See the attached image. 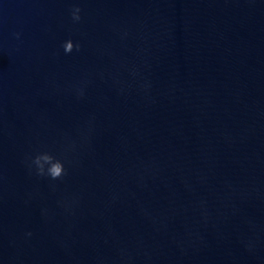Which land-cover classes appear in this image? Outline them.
<instances>
[{"label": "water", "instance_id": "obj_1", "mask_svg": "<svg viewBox=\"0 0 264 264\" xmlns=\"http://www.w3.org/2000/svg\"><path fill=\"white\" fill-rule=\"evenodd\" d=\"M0 264H264V0H0Z\"/></svg>", "mask_w": 264, "mask_h": 264}, {"label": "clouds", "instance_id": "obj_2", "mask_svg": "<svg viewBox=\"0 0 264 264\" xmlns=\"http://www.w3.org/2000/svg\"><path fill=\"white\" fill-rule=\"evenodd\" d=\"M71 21L75 24L82 19V7L80 3H73L70 8ZM17 38L21 36L20 32L14 34ZM123 35H127L124 32ZM61 48L64 53H71L74 49L79 50L81 48V43L75 40L73 37L61 41ZM131 74L133 76L137 75L135 68L131 69ZM143 89L147 90L151 87L150 82H143L140 85ZM73 90L78 97H82L85 93V82L80 85H74ZM86 138V135H85ZM75 148V143H71L65 146V151H71ZM29 172H34L38 176L48 177L51 180H56L63 177L66 174L65 160L53 152L48 150L38 151L34 155L30 156L26 161ZM67 207V205H65ZM46 212V210H45ZM27 236H31V231L26 233Z\"/></svg>", "mask_w": 264, "mask_h": 264}]
</instances>
